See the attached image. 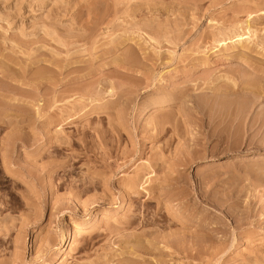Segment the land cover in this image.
Here are the masks:
<instances>
[{"label":"rangeland","instance_id":"1","mask_svg":"<svg viewBox=\"0 0 264 264\" xmlns=\"http://www.w3.org/2000/svg\"><path fill=\"white\" fill-rule=\"evenodd\" d=\"M0 157V264H264V0H0Z\"/></svg>","mask_w":264,"mask_h":264},{"label":"bare ground","instance_id":"2","mask_svg":"<svg viewBox=\"0 0 264 264\" xmlns=\"http://www.w3.org/2000/svg\"><path fill=\"white\" fill-rule=\"evenodd\" d=\"M237 30V29H236ZM236 30L235 29H232V30H229V31H227L226 33L224 32V35H222L220 38H221V40H220V43H222L223 41H225V39H227L226 37L227 36H229V35H232V34H235V33H237L236 32ZM238 31V30H237ZM240 32H242V30L240 31ZM254 33H253V31H251L250 30V26L249 25H246V27H245V30H244V32L243 33H238L237 35H236V38L239 40V41H242V39H245L246 41H248L251 37H252V35H253ZM245 37V38H244ZM230 39V38H229ZM237 40V41H238ZM220 45V44H219ZM149 123V122H148ZM163 128V127H162ZM164 129V128H163ZM101 131V130H100ZM162 131V130H161ZM104 132V131H103ZM106 132V131H105ZM215 133V132H214ZM105 134V133H104ZM103 134V135H104ZM235 138V137H234ZM16 140V139H15ZM67 140V139H66ZM69 142V141H68ZM63 143V142H62ZM65 143V142H64ZM67 143V142H66ZM220 143H222V141L220 142ZM220 145V144H219ZM231 145V144H230ZM230 145H229V147H230ZM217 147V146H216ZM219 147V146H218ZM217 147V148H218ZM228 148V147H227ZM5 150V149H4ZM228 150H230V149H228ZM3 153V152H2ZM4 156V155H3ZM0 159H1V157H0ZM1 161H3V160H1ZM4 163V162H3ZM2 166H4V165H2ZM11 169V168H10ZM8 170V169H7ZM45 174V173H44ZM43 174V175H44ZM12 178V177H11ZM14 178V177H13ZM17 178V177H16ZM20 179V178H19ZM26 182H24V184H25ZM135 184H136V182H135ZM22 200V199H21ZM121 209H123V211H124V209H125V207L124 208H122L121 207ZM102 217H98L97 218V220L95 221V222H93L92 224H87V223H83V224H81V225H79V226H76V228L74 229L73 228V230H71L70 232H63L62 231V234H61V239H60V248L62 249V248H64L65 246H69V244L71 243V241H75L76 239H79V238H81L82 236H84V235H86V234H88V233H90L92 230H93V228H95V225L97 224V223H99V221H103V220H108L109 219V212H105V213H103V215H101ZM128 223V222H127Z\"/></svg>","mask_w":264,"mask_h":264}]
</instances>
